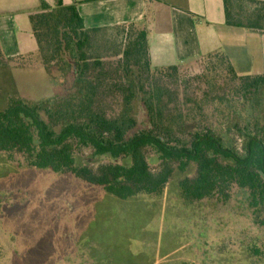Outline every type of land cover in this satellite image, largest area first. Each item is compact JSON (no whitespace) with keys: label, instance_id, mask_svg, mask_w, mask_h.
Returning <instances> with one entry per match:
<instances>
[{"label":"trees","instance_id":"obj_1","mask_svg":"<svg viewBox=\"0 0 264 264\" xmlns=\"http://www.w3.org/2000/svg\"><path fill=\"white\" fill-rule=\"evenodd\" d=\"M223 2L227 26L264 31V1ZM30 22L37 55L10 58L0 44V155L121 200L159 196L180 172L191 202L247 192L264 228V74L241 76L227 55L214 52L200 61L208 65L205 87L191 91L178 66L152 65L145 29H88L77 3L63 0L53 8L42 2ZM123 28L134 32L122 59L107 61L100 52L106 37ZM35 63L54 91L39 101L20 97L13 79L15 68ZM219 70L228 83L218 82Z\"/></svg>","mask_w":264,"mask_h":264},{"label":"rangeland","instance_id":"obj_2","mask_svg":"<svg viewBox=\"0 0 264 264\" xmlns=\"http://www.w3.org/2000/svg\"><path fill=\"white\" fill-rule=\"evenodd\" d=\"M133 32L106 37L100 52L107 61L122 59ZM205 66L180 69L191 91L205 87ZM25 71L15 72L20 91L36 95L41 75ZM216 78L230 80L220 70ZM139 121L146 126L143 108ZM182 178L175 173L159 196L121 200L72 175L0 155V264H264V228L255 223L247 192L236 188L227 202H191L181 193Z\"/></svg>","mask_w":264,"mask_h":264},{"label":"crops","instance_id":"obj_3","mask_svg":"<svg viewBox=\"0 0 264 264\" xmlns=\"http://www.w3.org/2000/svg\"><path fill=\"white\" fill-rule=\"evenodd\" d=\"M264 1V0H256ZM45 2L56 0H0V44L7 57L37 55L30 16ZM77 3L88 29L134 25L148 32L149 54L154 67L191 68L210 53L222 52L241 75L264 74V31L232 28L226 24L223 0H63ZM38 70L39 93L22 94L17 70ZM40 63L15 68L13 79L21 97L39 101L50 98ZM48 77V75H47ZM48 80L49 77H48ZM17 81V82H16ZM51 82V81H50ZM52 85V83H51ZM53 87V86H52Z\"/></svg>","mask_w":264,"mask_h":264}]
</instances>
